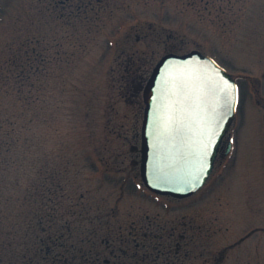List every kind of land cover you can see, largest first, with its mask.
I'll list each match as a JSON object with an SVG mask.
<instances>
[{
    "label": "rangeland",
    "instance_id": "obj_1",
    "mask_svg": "<svg viewBox=\"0 0 264 264\" xmlns=\"http://www.w3.org/2000/svg\"><path fill=\"white\" fill-rule=\"evenodd\" d=\"M193 49L241 94L207 183L178 198L141 176L143 89ZM5 159L0 264L31 257L35 211L68 243L58 264H264V0H0Z\"/></svg>",
    "mask_w": 264,
    "mask_h": 264
},
{
    "label": "water",
    "instance_id": "obj_2",
    "mask_svg": "<svg viewBox=\"0 0 264 264\" xmlns=\"http://www.w3.org/2000/svg\"><path fill=\"white\" fill-rule=\"evenodd\" d=\"M188 69L218 74V77H223L235 88L234 111L229 113L216 129V137L207 158L206 169L198 178L193 177L195 161L192 155L198 140V128L193 125L191 145L186 147L170 136L165 127L171 115L169 106L172 92L175 91L181 74L186 73ZM165 74H167L166 79ZM196 86L207 87L203 83ZM143 99L146 106L141 131V176L146 187L152 192L178 198L195 193L208 180L223 137L230 129L236 115L239 100L236 81L225 67L199 49L183 54L169 52L154 66L143 89Z\"/></svg>",
    "mask_w": 264,
    "mask_h": 264
},
{
    "label": "snow or ice",
    "instance_id": "obj_3",
    "mask_svg": "<svg viewBox=\"0 0 264 264\" xmlns=\"http://www.w3.org/2000/svg\"><path fill=\"white\" fill-rule=\"evenodd\" d=\"M199 83L207 87H197ZM234 105V86L223 77H218V74L199 69H188L181 74L172 92L169 106L171 115L165 127L170 136L186 147L191 145L193 125L198 128V140L192 153L195 161L194 178L205 171L216 129L234 111Z\"/></svg>",
    "mask_w": 264,
    "mask_h": 264
},
{
    "label": "trees",
    "instance_id": "obj_4",
    "mask_svg": "<svg viewBox=\"0 0 264 264\" xmlns=\"http://www.w3.org/2000/svg\"><path fill=\"white\" fill-rule=\"evenodd\" d=\"M6 150L7 152H10V154L13 153L11 143ZM9 168H10V159H5L3 162H0V180L4 176V171H7ZM44 218L45 216L43 214H40L38 211H35V216L33 220L34 219L36 220L30 221L26 225V229L30 234L29 237L31 238L29 241L30 243L26 246V248L23 249L22 254L26 253L28 254V256L31 257L26 258V256H22L24 264H58L60 258L57 256L55 252L56 251L55 246H61L62 244H65V246L68 245L66 241L63 242V240H61V235L51 233L50 230L51 227L53 226L52 220H46L48 222L49 230L47 229L46 225L44 224L45 223ZM33 234H36V236H33ZM75 248L79 249L77 246L73 247V249ZM83 259L84 261H81L79 264H85L86 263L85 261L89 260L87 258H83ZM10 264H12L11 261ZM70 264H72V262Z\"/></svg>",
    "mask_w": 264,
    "mask_h": 264
},
{
    "label": "flooded vegetation",
    "instance_id": "obj_5",
    "mask_svg": "<svg viewBox=\"0 0 264 264\" xmlns=\"http://www.w3.org/2000/svg\"><path fill=\"white\" fill-rule=\"evenodd\" d=\"M239 84V92H240V90H241V85H240V83H238ZM240 94H241V92H240ZM258 101L260 102V98H258ZM239 103H240V99H239ZM239 105V104H238ZM228 142L229 141H227V144H228ZM227 147V146H226ZM228 154V153H227Z\"/></svg>",
    "mask_w": 264,
    "mask_h": 264
}]
</instances>
